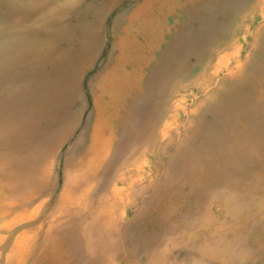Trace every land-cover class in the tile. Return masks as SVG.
<instances>
[{
    "label": "rangeland",
    "instance_id": "1",
    "mask_svg": "<svg viewBox=\"0 0 264 264\" xmlns=\"http://www.w3.org/2000/svg\"><path fill=\"white\" fill-rule=\"evenodd\" d=\"M142 2L0 0V150L19 157L37 148L49 151L53 188L43 197L46 209L53 206L102 109L101 76L118 61V41L130 39L127 56L141 68L133 83L142 86V94L127 97L128 122L121 120L115 128L118 151L86 185L89 198L108 193L135 129L144 134L152 125L157 129L165 109L168 133L142 159L147 163L142 184L146 178L152 183L121 208L124 217L113 242L88 256L69 240L66 261L264 264V0H149L146 14L136 17ZM132 16L137 30L128 31V37ZM31 220L0 231L11 234L0 240L2 256Z\"/></svg>",
    "mask_w": 264,
    "mask_h": 264
},
{
    "label": "bare ground",
    "instance_id": "2",
    "mask_svg": "<svg viewBox=\"0 0 264 264\" xmlns=\"http://www.w3.org/2000/svg\"><path fill=\"white\" fill-rule=\"evenodd\" d=\"M148 9H149V0H143V2L140 5H138V7L136 8L134 15L136 17L138 14L139 15L140 14L145 15L146 11H148ZM62 10H60V11L62 12ZM133 17L134 16H132L130 18V22L127 25V29L125 32L127 34V36L129 35L128 31H130V30L136 31L137 30V27L135 29H133L134 26L132 25V22H131V19H133ZM259 24H261V23H259ZM129 36H131V35H129ZM125 40H126V42H124V43L122 42V38L120 39V41H118L120 44L121 51L119 52V54L117 56L118 61L116 62V64L114 66H112L110 69H108L107 71H105L101 76L102 79H101V83L99 84V90H100V94L103 98L102 99L100 97L102 99V102H103L102 103L103 104L102 109L98 110V113L95 117L94 124H93L91 131L89 133L88 142H87V145L85 147V151L82 153L81 157L77 161H75L73 166L66 171V175H64L65 176L64 184L62 183L63 187H62L59 195L58 196L56 195L57 198H55L56 200H55V204L54 205L52 204L53 206L46 209L45 199L43 197L45 194H47L51 190V188H53L52 187L53 184L50 182L51 177L49 179V173H50L49 168H50V161H51L49 151H48V153H47V151L45 153H43L45 150L44 148H37L36 150L32 151L28 155H25L23 157H19L15 153H13V151L8 152L6 150L5 151L2 149L0 150V231H3V230L11 231L14 224H16L20 221H23V220L32 219L30 222L26 223L24 225L25 227H23V229L15 236V238L13 239V242H12L11 246L9 247V249L7 250V252L3 256L0 252V264H25L29 260H30V262H29L30 264H68V262L66 261V257L68 255L67 254L68 249L66 248L65 244H69V240H71V242H75L78 246H80V248L84 251V253L86 252L87 254L86 253L85 254L89 256V254L91 252H94L95 249L97 250L100 247H104L107 242H113L112 239H115V238H113V236L118 231L119 221L122 217H124L123 212H121V208L125 209L126 205L129 202H132L133 199L135 197H137V195H139V193L146 188V186L149 187V185L152 183L149 178L148 179L146 178L145 181L147 184H145V185L142 184L144 181L143 178H145L144 172H146V166H147V163L145 161H143L142 159H144V157H146V155H148V154L151 155L152 147L154 146L156 139H158L159 137L165 138L167 133H168L167 128H168L169 124L166 120V118L168 116V112L166 109H165V112L162 113L164 120L163 121L160 120L162 122H160L159 127L157 129L153 128V125L151 126V122H153V120L148 122L151 127H149L150 129L145 131V134L142 133L141 129H135V131H134L135 134L133 136L134 137V143L132 142L133 143L132 146L128 150H126V153L124 154L125 156L123 155L124 159L122 160V163H121V166L119 169L120 172L118 174H116L115 180L109 186L108 193L107 194L105 193L106 194L105 196L94 199V200L90 199L89 198L90 187L86 186L90 182V180L95 176L97 169L99 168L101 163L105 160V158H107V156H109V154H111V152L117 150L116 145H115V142L117 141L116 140L117 138H115V128H116V126H118V122H121V120L122 121L127 120L126 116H128V114L125 116V105H126L127 97L129 96V94L131 92H134L137 96L142 94V90H143L142 86L139 83L137 85L133 83L135 80H137V77H139V74L141 72V68L138 69L139 66H134L131 64L132 62L128 58V56H130V53L128 51L132 49L130 47V46H132L131 45L132 41L130 43L129 42L130 39H125ZM128 45H130V46H128ZM263 48H264V46H263ZM143 56H144V60H145V55H143ZM8 58H10V57H8ZM45 58H48V57H45ZM79 58H81V57H79ZM13 59H15V58H13ZM69 59H71V57ZM147 59L150 60V57H148ZM10 60H11V58H10ZM47 60H49V58ZM148 60H146V62ZM258 60H260V59H258ZM42 61H44V59ZM7 62H9V61H7ZM50 63H47V64H50ZM4 64H5V62H4ZM136 67L138 69L137 72H136ZM252 69H253V67H252ZM46 70H48V69H46ZM69 76H68V78H69ZM235 76H237V75H235ZM215 77H216V75H215ZM138 79H140V77ZM237 82H239V81H237ZM59 87H60V85H59ZM64 87H66V86H64ZM263 88H264V86H263ZM54 89H57V88H54ZM10 90H12V89H10ZM158 91H159V89H158ZM55 92H56V90H55ZM48 93H50V92H48ZM237 94H238V92H237ZM21 96H23V95H21ZM50 96L51 95H49L48 97H50ZM221 96H222V94H221ZM258 96H260V95H258ZM251 97H254V96H251ZM260 98L258 100H260ZM42 99H44V97ZM13 100L14 99H12V101ZM22 100H24V99H22ZM54 100H55V98H54ZM252 101H253V99H252ZM26 102H27V100H26ZM28 102H30V101H28ZM137 102L139 105V102H140L139 99L137 100ZM247 104H249V103H247ZM55 105H58V104H55ZM138 105L134 104V106H135L134 109L136 110V108H137L136 114L140 110L139 109L140 107ZM22 106H25V105H22ZM50 106H52V105H50ZM82 106H84V105H82ZM249 106H250V104H249ZM20 108H21V106H20ZM20 108L18 107V109H20ZM6 109H8V108H6ZM27 110L29 111V109H27ZM32 110H33V108H32ZM45 110H47V109H45ZM218 110H220V109H218ZM20 115H18V116L20 117ZM22 115H24V114H22ZM50 115H51V113H50ZM124 116H125V118H123ZM136 117H139L138 114ZM8 121H10V120H8ZM200 121H202V120H200ZM127 122L128 121H125L124 123H127ZM45 123H46V121L44 122V124ZM174 126H175V124H174ZM27 127H29V126H27ZM25 130L27 131V129H25ZM63 130L64 129H62V131ZM70 130H71V128H70ZM42 132H44V131H42ZM45 132H46V130H45ZM54 133H55V131H54ZM56 134H58V133H56ZM83 137H85V136H83ZM38 138H40V136ZM16 139H18V138H16ZM177 139H178V137H177ZM175 140H176V138H175ZM35 141H37V140H35ZM81 142H82V140H81ZM22 143H24V142H22ZM160 143H162V142H160ZM46 144H48V143H46ZM38 146H40V145H38ZM165 146H166V144H165ZM190 147H192V146L190 145ZM5 148H7V147H5ZM69 152H71V151H69ZM112 159H114V158H112ZM61 167H62V165H61ZM115 169H116V167H115ZM114 172H117V171H114ZM167 175L168 174L164 175V178H167ZM54 177H57V176H54ZM93 179H95V178H93ZM160 181H162V179ZM54 182H55V180H54ZM164 184H165V180L163 181V183L159 184L156 187V190L163 188L165 186ZM92 185H94V184H92ZM90 186H91V184H90ZM50 193H51V191H50ZM93 193H96V192H93ZM93 193H92V195H93ZM249 197H247V198H249ZM195 199H197V198H195ZM245 200H247V199H245ZM245 200H244V202H245ZM33 203H36V204L33 205V207H31V205ZM72 215H77V217L74 216L72 219L70 217ZM123 230H125V227ZM10 235L11 234L3 236L0 234V240H2L4 237H7V236L9 237ZM134 235H135V233H134ZM125 236H126V234H125ZM259 245H260V243H259ZM71 248H72V246H71ZM253 250H255V249H253ZM238 251H239V249H238ZM115 252H117V251H115ZM100 255H99V257H100ZM101 256H103V255H101ZM250 257H251V255H250ZM97 259H95V260H97ZM234 259H236V258H234ZM254 259H255V257H254ZM228 260H230V259H228ZM244 261H246V260H244ZM151 262H153V260Z\"/></svg>",
    "mask_w": 264,
    "mask_h": 264
}]
</instances>
